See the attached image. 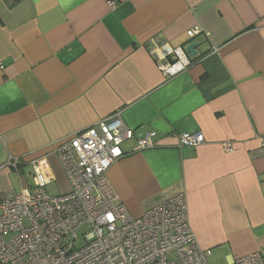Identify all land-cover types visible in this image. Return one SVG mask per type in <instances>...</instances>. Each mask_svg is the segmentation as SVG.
<instances>
[{
  "label": "crops",
  "instance_id": "crops-1",
  "mask_svg": "<svg viewBox=\"0 0 264 264\" xmlns=\"http://www.w3.org/2000/svg\"><path fill=\"white\" fill-rule=\"evenodd\" d=\"M190 42L165 78L154 44ZM114 114L134 135L106 176L129 213L181 192L209 256L264 247V0H0V192L31 186L37 159L62 183L57 145Z\"/></svg>",
  "mask_w": 264,
  "mask_h": 264
},
{
  "label": "built area",
  "instance_id": "built-area-1",
  "mask_svg": "<svg viewBox=\"0 0 264 264\" xmlns=\"http://www.w3.org/2000/svg\"><path fill=\"white\" fill-rule=\"evenodd\" d=\"M202 31L195 25L186 34L194 37ZM152 53L165 78L192 64L183 47L154 44ZM133 135L117 114L107 116L57 145L68 191H46V164L37 159L31 164V186L0 192V264H209L211 252L196 241L183 193L133 216L112 189L107 169L124 155L121 144ZM154 136L147 132L137 139V148L153 146ZM204 141L199 131L179 138L182 147ZM8 163L18 166V160ZM231 264H264V247Z\"/></svg>",
  "mask_w": 264,
  "mask_h": 264
},
{
  "label": "rangeland",
  "instance_id": "rangeland-1",
  "mask_svg": "<svg viewBox=\"0 0 264 264\" xmlns=\"http://www.w3.org/2000/svg\"><path fill=\"white\" fill-rule=\"evenodd\" d=\"M66 185H67V181L64 178H63L62 183L61 182L57 183V182L53 181L46 186V191L50 194L56 195V194L62 192L61 189L64 188ZM84 231H85V227L84 228L82 227L80 230H78V237L81 240H82V232H84ZM6 238L9 239V236H7ZM81 240L78 241V244L82 243ZM208 263L209 264H224L222 262V260L219 257H217L216 255L215 256L214 255L209 256L208 257Z\"/></svg>",
  "mask_w": 264,
  "mask_h": 264
},
{
  "label": "water",
  "instance_id": "water-1",
  "mask_svg": "<svg viewBox=\"0 0 264 264\" xmlns=\"http://www.w3.org/2000/svg\"><path fill=\"white\" fill-rule=\"evenodd\" d=\"M197 45L198 44L196 42H190L185 47H183V49L188 54L189 57L193 58L197 55ZM15 169L16 172H18V166Z\"/></svg>",
  "mask_w": 264,
  "mask_h": 264
},
{
  "label": "trees",
  "instance_id": "trees-1",
  "mask_svg": "<svg viewBox=\"0 0 264 264\" xmlns=\"http://www.w3.org/2000/svg\"><path fill=\"white\" fill-rule=\"evenodd\" d=\"M191 62H193V58L191 59ZM196 132V131H195Z\"/></svg>",
  "mask_w": 264,
  "mask_h": 264
},
{
  "label": "flooded vegetation",
  "instance_id": "flooded-vegetation-1",
  "mask_svg": "<svg viewBox=\"0 0 264 264\" xmlns=\"http://www.w3.org/2000/svg\"><path fill=\"white\" fill-rule=\"evenodd\" d=\"M190 58H192V57H190Z\"/></svg>",
  "mask_w": 264,
  "mask_h": 264
}]
</instances>
